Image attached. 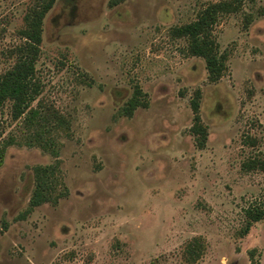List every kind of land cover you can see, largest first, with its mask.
I'll return each mask as SVG.
<instances>
[{
  "label": "rangeland",
  "instance_id": "1",
  "mask_svg": "<svg viewBox=\"0 0 264 264\" xmlns=\"http://www.w3.org/2000/svg\"><path fill=\"white\" fill-rule=\"evenodd\" d=\"M33 1L0 0V73L15 61ZM218 1H55L35 70L41 105L69 123L57 136L68 194L24 216L32 168L54 159L37 147L6 148L0 264H249L250 251L264 264V219L240 237L244 210L264 201V172L241 169L264 159V0H244L241 12L218 19L213 35L227 70L215 83L201 58L186 55V40L170 34ZM135 84L147 107L121 117ZM196 90L203 149L189 132ZM18 126L5 103L0 139L20 141ZM194 238L203 250L191 262Z\"/></svg>",
  "mask_w": 264,
  "mask_h": 264
},
{
  "label": "trees",
  "instance_id": "2",
  "mask_svg": "<svg viewBox=\"0 0 264 264\" xmlns=\"http://www.w3.org/2000/svg\"><path fill=\"white\" fill-rule=\"evenodd\" d=\"M56 0H34L23 17L24 26L18 31L21 43L14 49L15 61L12 67L0 73V112L5 103H10L11 120L19 122V138L8 136L0 139V167L4 161L7 147L19 144L25 147H37L51 155L54 159L49 165H36L32 168L34 187L29 199V209L45 203L56 204L68 194L61 179L57 136L65 133L69 123L56 111L43 107L38 100L43 85L36 77L35 63L38 58L42 22L46 13ZM244 0H221L209 3L199 10L196 18L185 25L172 28L170 34L174 38H183L187 45L185 53L204 61L207 80L215 83L221 79L227 70V54L219 49V44L213 35V28L222 15L236 14L242 11ZM251 15L245 18L247 25ZM200 91L196 90L190 100L192 124L189 129L197 149L205 147L207 130L199 115ZM36 101V105H32ZM146 94L138 84L133 86L129 100L122 106L118 115L131 118L138 108H146ZM1 137V135H0ZM244 144L254 146L255 140L245 137ZM243 171L261 170L264 172V159L252 157L242 162ZM22 216V217H24ZM245 223L240 231V237L248 234L252 224L264 219V201L255 203L244 210ZM200 238L192 239L186 246L185 254L188 261H196L203 250ZM249 264H259L254 260V252H249Z\"/></svg>",
  "mask_w": 264,
  "mask_h": 264
},
{
  "label": "flooded vegetation",
  "instance_id": "3",
  "mask_svg": "<svg viewBox=\"0 0 264 264\" xmlns=\"http://www.w3.org/2000/svg\"><path fill=\"white\" fill-rule=\"evenodd\" d=\"M124 105H125V104H124ZM124 105H123V106H124ZM136 110H137V109H136ZM121 117H122V116H121ZM126 118H127V117H126ZM190 127H191V126H190ZM189 129H190V128H189Z\"/></svg>",
  "mask_w": 264,
  "mask_h": 264
}]
</instances>
